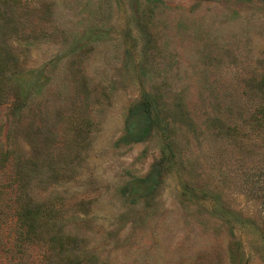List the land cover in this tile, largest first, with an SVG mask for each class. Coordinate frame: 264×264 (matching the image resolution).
Returning <instances> with one entry per match:
<instances>
[{"label":"rangeland","instance_id":"1","mask_svg":"<svg viewBox=\"0 0 264 264\" xmlns=\"http://www.w3.org/2000/svg\"><path fill=\"white\" fill-rule=\"evenodd\" d=\"M22 1L15 15L29 19V34L14 44L29 55L6 86L26 91L28 106L11 123L10 146L41 177L46 155L59 153L60 184L36 193L75 203L63 224L78 231L77 245L64 243L65 253L80 252L78 264H264V127L254 119L264 0ZM144 97L157 128L116 144ZM155 164L164 173L153 197L125 200L120 188ZM14 195L9 163L0 168V264H68L43 245L17 251Z\"/></svg>","mask_w":264,"mask_h":264},{"label":"trees","instance_id":"2","mask_svg":"<svg viewBox=\"0 0 264 264\" xmlns=\"http://www.w3.org/2000/svg\"><path fill=\"white\" fill-rule=\"evenodd\" d=\"M23 3L25 2L22 0H0V110L2 106H5L7 121L9 119L11 121L5 136L6 148L0 153V168L9 163L13 167L17 251H21V245H43L48 252L49 260L64 254V260H67L68 264H78L81 261L79 260L80 252L72 251L66 254L64 251V243L69 244L72 250L77 245L78 231L77 233L66 232L63 224L66 214L75 211L72 210L75 203L69 204L67 201H62L60 191L57 190L53 192L56 193L54 198L36 193L37 189H45L46 185L60 184V159L57 157L59 153L52 156L46 155L48 176L41 177L39 176L41 167L38 162L31 158L21 159V154H15L10 146L11 136H13L11 123L28 106L26 91L20 92L15 89L10 92L6 86L11 75L28 60L29 48L23 47L18 51L14 44L17 40L22 42L28 39L29 19L22 20L15 15V11ZM18 24L24 25L19 28ZM258 91L260 98L255 107L254 119L261 129L264 127V74L259 80ZM158 124L159 118L154 112L152 101L144 97L129 107L123 132L115 143L128 144L143 141L154 128H157ZM163 173V167L153 165L144 176L127 181L120 188L121 196L128 202L152 198L159 188ZM80 211L84 216L89 213L87 209Z\"/></svg>","mask_w":264,"mask_h":264}]
</instances>
